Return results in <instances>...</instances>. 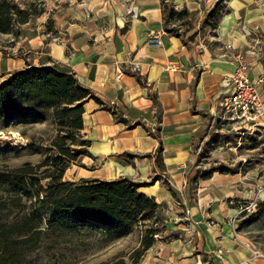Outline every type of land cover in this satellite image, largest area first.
<instances>
[{"label":"crops","instance_id":"0c3cea01","mask_svg":"<svg viewBox=\"0 0 264 264\" xmlns=\"http://www.w3.org/2000/svg\"><path fill=\"white\" fill-rule=\"evenodd\" d=\"M169 1L198 28L216 0ZM224 2L208 44L199 30L190 39L169 32L161 0H48L15 34L3 32L0 80L28 64L51 65L97 97L83 102L87 172L68 166L65 177L126 176L167 204L169 217L187 219L184 236L158 243L142 264H264L236 232L233 202L249 196L246 175L198 172L199 138L215 121L264 136V0ZM241 62L259 93L251 118L220 105Z\"/></svg>","mask_w":264,"mask_h":264},{"label":"rangeland","instance_id":"374dc122","mask_svg":"<svg viewBox=\"0 0 264 264\" xmlns=\"http://www.w3.org/2000/svg\"><path fill=\"white\" fill-rule=\"evenodd\" d=\"M14 1L20 6L34 2L41 12L48 4V0ZM217 14L208 16L206 13L198 28L190 21L189 13L174 14L167 18L166 23L168 28H177L189 39L199 30L204 43H214ZM17 26L19 24L11 31L13 34ZM4 42L5 37L0 32L2 53ZM60 134L50 114L40 121H15L0 128V174L11 173L12 169L25 162L31 165L28 175L24 176L26 183L23 187L3 181V175H0V264H142L145 257L153 258L158 254V243L184 236L187 219L169 217L165 203L157 208V218L140 221L130 232L109 241H103L95 227L79 226L72 230L53 227L45 230V219L52 212L51 205L43 202V188L48 178L41 177L45 172L44 166L38 163L46 154L56 152L54 142ZM83 148L87 150V145ZM86 154H79L69 166L87 172L85 169L88 167L79 161V157L85 158ZM197 158L201 174L215 169L246 175L250 183L246 186L249 196L237 197L233 202L239 214L236 232L253 249L255 256H264V169L260 165V159L264 158V136L256 129H235L228 120L219 119L199 138ZM65 176L63 174V179H69ZM192 186H195L194 182ZM36 222H39V227L25 234L16 233ZM149 227L156 229L154 242L138 255Z\"/></svg>","mask_w":264,"mask_h":264},{"label":"trees","instance_id":"16d2710c","mask_svg":"<svg viewBox=\"0 0 264 264\" xmlns=\"http://www.w3.org/2000/svg\"><path fill=\"white\" fill-rule=\"evenodd\" d=\"M161 6L167 30L180 35L177 28L167 27V18L174 14H188L189 11L186 8L176 10L169 0H161ZM224 7V0H216L208 16L215 13L220 15ZM40 12L41 8H37L34 2L20 6L14 0H0V32H11L15 25ZM87 97L97 98L88 87L78 81L72 71H61L51 65L33 64L16 68L0 80V128L15 121L28 123L43 120L49 114L52 116L61 131L54 142L57 150L46 154L38 163L39 166H44L45 172L41 177L48 178L46 187L43 188V202L51 205L52 212L45 219L44 228L72 230L79 226L95 227L101 239L109 241L130 232L140 221L157 218L160 203L139 188L141 182L126 176L113 179H63L69 164L79 154L88 153L83 148L88 145V139L81 138L83 102ZM30 169L31 165L25 162L12 169L11 173L3 172L0 175H3V181L23 187L26 183L24 176L28 175ZM213 170L215 169L199 175L208 176ZM30 183L33 184L32 181ZM27 219L28 217L25 221ZM39 226V222H36L16 233L25 234ZM154 233L155 228L146 229L138 255L154 242Z\"/></svg>","mask_w":264,"mask_h":264},{"label":"built area","instance_id":"2783aa9c","mask_svg":"<svg viewBox=\"0 0 264 264\" xmlns=\"http://www.w3.org/2000/svg\"><path fill=\"white\" fill-rule=\"evenodd\" d=\"M248 67L239 63L227 81L230 89L220 100L223 113L230 117H253L259 108V93L256 84L248 77Z\"/></svg>","mask_w":264,"mask_h":264}]
</instances>
